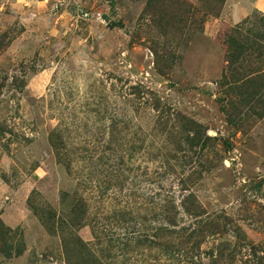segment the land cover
I'll list each match as a JSON object with an SVG mask.
<instances>
[{
  "label": "rangeland",
  "instance_id": "374dc122",
  "mask_svg": "<svg viewBox=\"0 0 264 264\" xmlns=\"http://www.w3.org/2000/svg\"><path fill=\"white\" fill-rule=\"evenodd\" d=\"M217 1L0 0V264H89L75 240L101 264H264V97L221 84L231 39L264 53V14ZM144 215L159 244L127 255Z\"/></svg>",
  "mask_w": 264,
  "mask_h": 264
},
{
  "label": "trees",
  "instance_id": "16d2710c",
  "mask_svg": "<svg viewBox=\"0 0 264 264\" xmlns=\"http://www.w3.org/2000/svg\"><path fill=\"white\" fill-rule=\"evenodd\" d=\"M217 5L214 6V10L220 8V3H222V0L217 1ZM236 33H239L240 26H237L235 28ZM234 30V32H235ZM264 63V53L263 50L260 47H255L253 44H246L242 42V39L240 36H236L235 38L231 39L227 46V60H226V68L224 71L223 79L221 84L226 85H234V84H241V87H243L246 91V93L249 95V97H252L253 99L260 96L264 97V83L262 82V67L261 64ZM60 131L56 129L54 132H52L49 142L51 147L56 152V155L59 160H61V163H64L68 170H72L70 163H65V160H63V157H66L68 154H65L64 151L65 148L63 146L62 141H60ZM62 150L64 152H62ZM169 157L170 153L168 154ZM192 195V194H190ZM192 197V196H191ZM187 198L184 196L183 200L181 201V208L184 212L189 214V211H187V208L185 207ZM78 204H76L74 207H77ZM85 206V204H84ZM30 207L34 210L35 214L40 217V220L43 222V224L48 228L49 231H53L54 226L52 224V211H48V207H46V212L40 213V209L38 207H35L30 204ZM159 208V221L160 223H163V227L165 226L166 234H169V236H174L176 240L179 241L178 245H181L182 247L186 245L188 240V227H185L184 225H179L178 215L179 209L176 207L175 200L172 196L166 197L164 196L162 199H160V202L158 203L156 209ZM80 209V208H79ZM75 210V208H74ZM86 213L88 214V211L84 209V211H80L79 217L81 214V217L85 218ZM126 213L125 215H127ZM48 215V216H45ZM130 217L132 214L129 215ZM154 216V214H153ZM122 221L121 219H119ZM134 218L132 217L131 221H133ZM148 221V217L144 215V217H141V223H140V230L133 234L131 239H129V243L125 244V247H127L128 252L131 253L133 251L132 245L134 247L139 248L146 245V243L151 242L154 244V246H157L159 243L156 241L160 238V231L162 229L160 228H148L145 227L146 222ZM92 224V223H91ZM93 226V225H92ZM95 226H93V229ZM95 230V229H94ZM96 234V240L98 241L99 236H97V232H94ZM113 241V240H112ZM111 241V242H112ZM65 243H70V241L67 238H64ZM110 242V243H111ZM73 244V249L77 250L78 252H81L82 255H87L89 264H101V258L95 254L94 252H91L86 245H84L80 240H75L74 242H71ZM68 244H65L67 248ZM69 246V245H68ZM86 246V247H85ZM152 246V245H151ZM181 251L186 254L185 251L181 248L180 250H176L177 256H184L181 254ZM21 253L20 249H16L15 254L19 255ZM134 254V253H133ZM191 261L193 259L191 258ZM188 263V262H186Z\"/></svg>",
  "mask_w": 264,
  "mask_h": 264
},
{
  "label": "crops",
  "instance_id": "0c3cea01",
  "mask_svg": "<svg viewBox=\"0 0 264 264\" xmlns=\"http://www.w3.org/2000/svg\"><path fill=\"white\" fill-rule=\"evenodd\" d=\"M245 2V4H242ZM255 10L264 14V0H240L227 12L228 17L234 24L240 23Z\"/></svg>",
  "mask_w": 264,
  "mask_h": 264
}]
</instances>
